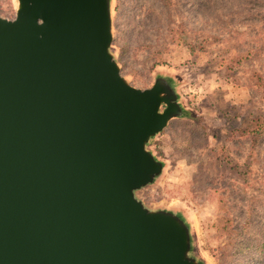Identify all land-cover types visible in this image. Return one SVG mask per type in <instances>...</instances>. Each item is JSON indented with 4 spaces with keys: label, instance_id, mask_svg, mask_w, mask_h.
<instances>
[{
    "label": "water",
    "instance_id": "water-1",
    "mask_svg": "<svg viewBox=\"0 0 264 264\" xmlns=\"http://www.w3.org/2000/svg\"><path fill=\"white\" fill-rule=\"evenodd\" d=\"M0 17V264H205L186 220L136 192L148 144L183 116L173 85L132 86L111 0H16Z\"/></svg>",
    "mask_w": 264,
    "mask_h": 264
},
{
    "label": "rangeland",
    "instance_id": "rangeland-1",
    "mask_svg": "<svg viewBox=\"0 0 264 264\" xmlns=\"http://www.w3.org/2000/svg\"><path fill=\"white\" fill-rule=\"evenodd\" d=\"M0 0V17H16ZM111 53L134 87L158 77L183 116L148 144L163 162L136 192L182 216L205 264H264V0H111Z\"/></svg>",
    "mask_w": 264,
    "mask_h": 264
}]
</instances>
